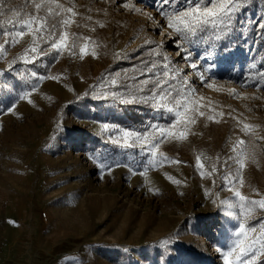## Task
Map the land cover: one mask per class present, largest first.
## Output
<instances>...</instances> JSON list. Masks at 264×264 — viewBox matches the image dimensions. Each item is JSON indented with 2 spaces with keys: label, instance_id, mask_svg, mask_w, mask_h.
<instances>
[{
  "label": "rangeland",
  "instance_id": "rangeland-1",
  "mask_svg": "<svg viewBox=\"0 0 264 264\" xmlns=\"http://www.w3.org/2000/svg\"><path fill=\"white\" fill-rule=\"evenodd\" d=\"M252 1L238 14L233 31L222 34L224 45L209 33L191 47L187 62L147 18L150 13L164 23L149 0H132L143 14L123 8L127 0H75L76 10L91 15L96 30L75 25L71 30L100 44L98 58L65 53L55 62L50 55L9 68L31 37L7 48L0 59V264H224L222 251L231 244L238 221L225 214L220 201L232 200V193L219 178L215 187L211 178H202L195 165L201 155L205 171L213 163L219 167L238 138L249 140L240 130L243 123L259 126L256 132L264 137V88L242 86L247 72L263 65L246 47L257 20L249 12ZM12 2L18 7L21 0ZM97 20L106 26L99 27ZM146 40L163 42L162 55L183 69L197 89L198 102L206 106L203 110L219 120L200 117L187 141L161 146L178 164L150 167L149 156L113 145L101 130L105 123L141 131L152 123L170 122L171 117L162 119L149 105L123 104L111 95H127L124 88L110 87L107 77L130 72L147 59L155 44ZM236 40L241 43L235 49ZM117 53L126 58L114 59ZM191 62L200 67L191 68ZM204 69L212 88L196 75ZM33 71L58 79L37 82ZM230 89L240 97L230 95ZM255 152L258 163H247L241 191L258 199L252 189L264 194V140L256 141ZM99 161L112 165L111 170H102ZM232 211L238 214L239 209ZM261 220L264 211L250 223Z\"/></svg>",
  "mask_w": 264,
  "mask_h": 264
},
{
  "label": "snow or ice",
  "instance_id": "snow-or-ice-1",
  "mask_svg": "<svg viewBox=\"0 0 264 264\" xmlns=\"http://www.w3.org/2000/svg\"><path fill=\"white\" fill-rule=\"evenodd\" d=\"M111 3L117 4V0H111ZM249 3L250 0H149V6L158 12L164 23L161 24L150 13L147 14V18L156 23L167 39L172 40L178 49L177 55L184 53L182 59L187 62L192 60L191 47L209 37V33H211L209 38H215L217 41L223 38L222 34H229L233 26L239 23L238 14ZM121 6L128 11L143 14V10L132 3V0H127ZM88 11L90 12L91 8ZM103 11L107 15V10ZM0 17H8L0 21V40H2L0 59L7 55L8 47L21 43L26 35L31 37L23 53L9 62V68L18 61L34 64L38 59L50 55L55 62L65 53L74 58L78 56L80 59L89 54L98 58L97 49L100 44L92 37H86L71 30L73 25L87 27L93 32L96 30L92 26V16H84L76 10L75 0H21L18 7L12 0H0ZM78 17L87 23L81 25L78 23ZM94 23L101 28L106 26L105 21L97 20ZM243 26L241 23V27ZM259 27L264 29V24ZM145 44L151 45L155 42L146 40ZM162 48L163 42L155 44V47L148 49V58L141 59L138 66L134 65L130 72L123 70L110 74L107 80L110 87L124 88L127 92V95L123 97L117 92H112L113 98L123 104L149 105L161 115L162 119L171 117L170 122L152 123L141 131L107 123L101 126L102 132L109 134L108 140L113 145L123 149H139L141 153L149 156L150 167L162 166L165 162L181 163L167 157L160 150L161 146L168 142L187 141L188 136L194 134L191 132V127L200 117L208 121L215 120L213 115L203 110L206 106L198 102L197 89L187 76L182 75L183 69L174 66L170 57L162 55ZM124 58H126L124 53L114 55V59ZM189 66L193 69L200 67L195 62H191ZM207 71L208 69H204V72L197 71L196 75L199 76L203 86L212 88L214 82H206L211 79L206 77ZM31 76L37 82L58 79L57 76L43 75L35 71L31 73ZM249 85L256 86L258 91L264 88V72H257L246 77L242 86ZM32 90H35V86ZM229 94L237 98L241 95L235 89H230ZM252 98L261 99L262 97ZM203 99L199 97V100ZM233 119L236 118L233 117ZM215 122L219 123V120ZM241 123L237 120V126ZM258 127L247 123L242 124L240 130L249 137V140L246 142L238 138L232 146V154L224 159L219 167L213 163L210 170L205 171L201 155L196 156L195 166L201 177L211 178L214 187L216 179L219 178L223 189L232 193V200L220 201L221 206L226 208L225 214L229 217L235 215L238 221L229 236L231 244L222 251L224 264H264V220H261L258 225L250 223L256 218L258 212L264 211V194L253 188L252 191L259 197L253 199L241 191L245 186L243 171L247 163H258L255 143L257 140H264V137L256 132ZM219 161L220 157H217V162ZM98 164L102 170L110 171L112 168V165L103 161H99ZM147 171L146 167L140 174L144 175ZM176 183L179 184L180 181ZM206 194H208L207 190ZM213 203L216 201L214 200ZM232 209H239L238 214H234Z\"/></svg>",
  "mask_w": 264,
  "mask_h": 264
},
{
  "label": "trees",
  "instance_id": "trees-1",
  "mask_svg": "<svg viewBox=\"0 0 264 264\" xmlns=\"http://www.w3.org/2000/svg\"><path fill=\"white\" fill-rule=\"evenodd\" d=\"M249 12L250 14L252 13L253 16L255 15V18L257 20L256 23L253 25V30H250L249 32V38L246 41V47H248L249 49L250 57L258 58L263 65L261 67V70L248 71V76L257 72H264V29L259 27V25L264 24V0H253L249 6ZM224 43L225 41H223L222 38L220 44L224 45ZM240 43V40H236L234 42L235 49L236 45L238 46Z\"/></svg>",
  "mask_w": 264,
  "mask_h": 264
},
{
  "label": "built area",
  "instance_id": "built-area-1",
  "mask_svg": "<svg viewBox=\"0 0 264 264\" xmlns=\"http://www.w3.org/2000/svg\"><path fill=\"white\" fill-rule=\"evenodd\" d=\"M42 217H43L44 219H46V214H45V213H42Z\"/></svg>",
  "mask_w": 264,
  "mask_h": 264
}]
</instances>
